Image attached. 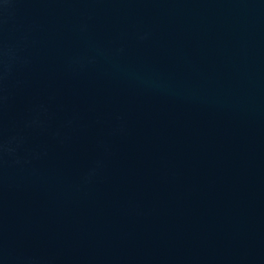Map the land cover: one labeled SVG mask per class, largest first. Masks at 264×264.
<instances>
[{"label":"water","instance_id":"95a60500","mask_svg":"<svg viewBox=\"0 0 264 264\" xmlns=\"http://www.w3.org/2000/svg\"><path fill=\"white\" fill-rule=\"evenodd\" d=\"M0 264H264V0H0Z\"/></svg>","mask_w":264,"mask_h":264}]
</instances>
